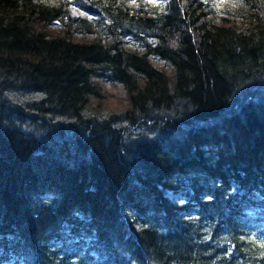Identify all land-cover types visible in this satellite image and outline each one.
<instances>
[{
    "label": "trees",
    "instance_id": "trees-1",
    "mask_svg": "<svg viewBox=\"0 0 264 264\" xmlns=\"http://www.w3.org/2000/svg\"><path fill=\"white\" fill-rule=\"evenodd\" d=\"M0 264H264V0H0Z\"/></svg>",
    "mask_w": 264,
    "mask_h": 264
},
{
    "label": "rangeland",
    "instance_id": "rangeland-1",
    "mask_svg": "<svg viewBox=\"0 0 264 264\" xmlns=\"http://www.w3.org/2000/svg\"><path fill=\"white\" fill-rule=\"evenodd\" d=\"M151 1H153V0H151ZM73 13H74L75 15H80V14H84V11L81 10V9H79V8L74 7V8H73Z\"/></svg>",
    "mask_w": 264,
    "mask_h": 264
}]
</instances>
